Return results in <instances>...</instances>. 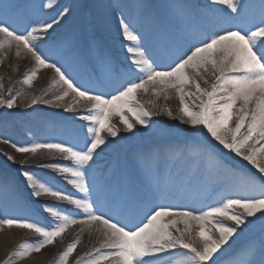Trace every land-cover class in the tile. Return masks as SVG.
<instances>
[{
    "label": "bare ground",
    "instance_id": "bare-ground-1",
    "mask_svg": "<svg viewBox=\"0 0 264 264\" xmlns=\"http://www.w3.org/2000/svg\"><path fill=\"white\" fill-rule=\"evenodd\" d=\"M24 2L27 4L25 13L12 17L13 26L16 28L20 24V28H23L21 31H24L28 26L39 27L52 23L53 28L49 29L48 33H38L44 37L35 42L39 52L49 62L62 67L82 89L90 88L92 93L103 94L106 98L117 95L127 80L138 75L125 71L130 66L126 49L133 46V42L125 39L120 25L121 18L134 27V34L143 38L142 45L146 55L160 67H167L176 55L188 50L189 44L204 38L200 35L190 43L187 42L188 37L191 38L197 32L188 23L189 18L207 16L222 19L228 12L223 6L211 3V0H53V8L46 7L49 0ZM240 3L247 6L248 17L258 23L262 9L261 0H240ZM17 21L19 24L14 23ZM154 21L156 22L153 25ZM15 51L13 46L0 52V99L6 102L17 97L13 109L0 107V219L15 218L51 228L55 223L54 218L43 210V205H53L65 214L85 218L74 205L66 201H59L50 196L31 195L32 189L28 187L22 175L24 171H28L41 182H46L65 194L82 198L83 194L77 193L78 190L66 182L63 174L51 168L41 167L52 163L74 166L72 161L65 160L59 154L49 153L48 150H40L36 154L18 153L12 145L60 142L83 147L84 141L68 143L64 139L68 140L72 128L81 126L84 127L85 139V125L88 122L79 119V116L83 114L86 105H77L78 110L71 113L53 104L27 106L32 96L40 97L58 77L51 69H41L31 87L23 84V79L34 68L35 62L25 51H22L19 57L15 55ZM50 53L58 55L60 59L53 60L48 55ZM102 58L108 62L107 69L104 68ZM99 69L103 70L107 81L114 84L112 91L106 92L101 84H97ZM208 80L207 85L200 81L202 88L209 87L213 82L210 76ZM59 91L62 89L57 86L48 91L43 99L55 100ZM19 93L23 95H18ZM137 99L145 109L158 114L151 117L149 128L135 124L133 132L125 129L119 117L112 118V123L120 132L115 138L107 136L106 133L102 134L109 143L102 146L103 151L97 161L99 170L95 175L98 181L103 174L104 179L113 183L121 182L139 190L146 176L157 174L159 187H153L154 193L144 192V211L164 206L175 212L190 210L201 214L219 206L227 198L252 197L259 194L261 174L252 165L223 149L218 142L211 140L210 136L205 138L193 135L197 130L182 124L178 119H173V116L180 115L179 97L174 91H170L168 98H165L163 93L156 97L150 89L146 94L139 92ZM72 102L73 97L69 95L64 101L57 103L64 105ZM189 103L194 106L190 101ZM166 108L171 109L173 116L166 114ZM127 115L134 123L135 117L131 113ZM17 135L18 139L15 141L14 137ZM150 138L156 140L149 142V146H140ZM19 142L20 144H17ZM97 151L101 152V149ZM8 156L14 157V162L8 160ZM216 162L221 165L218 171L213 170ZM225 175H228V179L220 183L217 189L210 191L211 186ZM193 176L195 179L189 184L187 181ZM249 176L256 177L255 184L246 182ZM87 180L91 183V173L87 175ZM155 187L159 190L158 193ZM97 196V191L93 190L92 200L96 201ZM159 196H165L163 201L162 198L158 199ZM189 197L190 200L186 201ZM197 201H203L204 204L199 207L196 205ZM105 203L107 205H104L102 210L104 214L117 217L119 214L110 210V204ZM236 211L243 213L239 208ZM139 215L142 218L143 212ZM260 215L261 213H257L256 217L248 218L254 221V224L246 223L240 226L222 217L218 218L227 226L237 227V233L220 249L225 255L217 260V264H244V261L251 258L250 253L244 254L250 244L256 245L258 258L259 245L264 241V229L260 230L261 222L257 219ZM121 221L131 226L129 218L124 216ZM137 222V219L131 218V223ZM192 223L194 229L198 228L195 222ZM177 227L182 229L183 224H178ZM206 227L209 234L219 236L211 224ZM253 232L257 234L256 237L252 235V238L239 242L241 236ZM77 238L80 239V244L69 257L68 264H75L81 257L87 259L84 254L97 247L102 239L96 232L95 225L89 227L77 224L70 226L53 244L21 259L13 255L20 251L19 246L23 243L38 242L42 238L28 229L0 225V264H6L9 260H14L15 264H60L63 251ZM161 264H169V254H163Z\"/></svg>",
    "mask_w": 264,
    "mask_h": 264
},
{
    "label": "snow or ice",
    "instance_id": "snow-or-ice-1",
    "mask_svg": "<svg viewBox=\"0 0 264 264\" xmlns=\"http://www.w3.org/2000/svg\"><path fill=\"white\" fill-rule=\"evenodd\" d=\"M211 3L223 6L228 12L222 19L207 16L189 18L188 23L197 30L191 38L197 39L200 35L204 38L189 44L188 50L176 55L167 67H160L146 55L143 38L134 34V27L121 18L123 35L126 40L133 42V46L126 49L130 66L125 71L138 75L127 80L117 95L106 98L103 94L82 89L62 67L49 62L39 52L35 42L44 37L38 33H48L53 28L52 23L31 26L19 32L13 26L12 17L24 15L27 4L24 0H0V52L15 46L17 57L25 51L35 62L34 68L23 79V84L31 87L41 69H51L58 77L40 97L32 96L27 106L53 104L71 113L78 110L77 105L84 104L86 107L79 119L88 122L85 125L83 147L80 148L60 142L12 145L18 153L36 154L40 150H48L49 153L59 154L65 160L72 161L74 166L52 163L41 167L63 174L66 182L83 194L82 198H74L53 188L28 171L22 175L34 197L50 196L66 201L85 217L65 214L53 205H43V210L54 218L55 223L51 228L15 218L0 219V225L28 229L42 238L35 243L21 244L20 251L14 253V256L23 259L33 252L38 253L45 246L53 244L70 226L81 224L89 227L95 225L102 239L97 247L84 254L87 259L81 257L75 264H161L163 254H169V264H217L218 258L213 257L237 233V227L227 226L218 218L222 217L240 226L254 224L248 218L261 213L257 219L264 228V0H261L258 23L248 17L247 6L241 4L240 0H211ZM46 7L53 8V0H49ZM102 63L107 69L108 62L102 58ZM209 76L213 82L209 87L202 88L200 81L209 84ZM57 86L62 91L57 93L55 100L43 99L48 91ZM150 89L156 97L163 93L165 98H168L170 91H174L179 97L180 115L173 116L171 109L166 108L167 115L197 130L193 135L205 138L210 136L223 149L252 165L261 174L259 194L227 198L219 206L201 214L190 210L175 212L164 206L144 211L145 193L131 185L104 179L103 174L98 181L95 175L99 170L97 161L103 151L102 146L109 143L102 134L106 133L113 138L119 135L120 129L112 123L113 117H119L129 132L134 131L135 124L149 128L151 117L158 113L145 109L137 99V94L141 91L146 94ZM69 95L73 97L72 104L57 103ZM189 101L194 106H190ZM16 103L17 97L6 102L0 99V107L5 109H13ZM128 113L135 117L134 123ZM97 149H101V152ZM7 159L14 162L12 156ZM220 166L218 162L215 163V167ZM89 173L92 174L91 183L87 180ZM192 179L195 176L187 182L191 184ZM255 180V176H249L246 182L255 184ZM159 183L158 175L154 174L153 184L158 188ZM93 190L98 193L96 201L92 200ZM104 202L110 204L111 210L129 218L131 226L110 215L106 216L101 210ZM237 208L242 209L243 213L236 211ZM141 212L142 218L139 215ZM131 218L138 222L131 223ZM192 222L198 228L194 229ZM181 223L182 229L177 227ZM208 224L219 233L218 237L209 234L206 227ZM79 244L80 239L77 238L68 245L60 257V264H68L69 257ZM249 253L251 258L244 261V264H264V241L259 245L258 258L255 244H250L244 250V254ZM6 264H15V261L9 260Z\"/></svg>",
    "mask_w": 264,
    "mask_h": 264
},
{
    "label": "rangeland",
    "instance_id": "rangeland-1",
    "mask_svg": "<svg viewBox=\"0 0 264 264\" xmlns=\"http://www.w3.org/2000/svg\"><path fill=\"white\" fill-rule=\"evenodd\" d=\"M28 28L30 29V26H28ZM22 29H20L19 30V32L21 31ZM21 32H23V31H21ZM49 56L53 59V60H59L60 58L58 57V55H56V54H49ZM83 129L80 127V129L78 128H73L72 130H71V135L69 136L70 138H72V139H75V140H81V133H80V131H82ZM25 136H26V134H24ZM18 139V135L17 136H15L14 137V140L16 141ZM17 144H20V142L19 143H17ZM227 176L228 175H225L220 181H217L216 183H214L213 185H212V187H211V190H214V189H216L219 185H220V183L221 182H223V181H225L226 179H227ZM260 229H263L262 227L260 228ZM254 233V232H253ZM253 233H250V236H252V234ZM224 251L222 250V251H219V252H217L216 254H215V256L213 257V259H217V258H219V257H221L222 255H224ZM209 264H211V262H209Z\"/></svg>",
    "mask_w": 264,
    "mask_h": 264
}]
</instances>
